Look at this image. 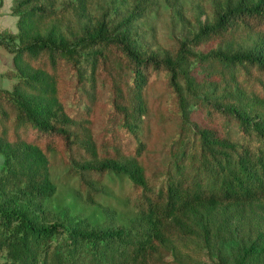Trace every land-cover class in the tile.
<instances>
[{
    "label": "trees",
    "instance_id": "16d2710c",
    "mask_svg": "<svg viewBox=\"0 0 264 264\" xmlns=\"http://www.w3.org/2000/svg\"><path fill=\"white\" fill-rule=\"evenodd\" d=\"M65 6L12 0L17 31L0 30L13 64L1 76L14 79L0 88V264H167L222 207L264 228V0L227 5L193 34L192 43L217 48L195 53L181 43L164 57L104 21L75 33ZM155 108L172 134L167 160L151 168L162 135L160 125L150 128ZM81 146L89 158L69 172L90 200L96 192L84 172L97 183L109 173L126 177L139 212L134 229L46 223L31 208L56 192L51 153L69 166ZM251 263L264 264V233L234 264Z\"/></svg>",
    "mask_w": 264,
    "mask_h": 264
},
{
    "label": "rangeland",
    "instance_id": "374dc122",
    "mask_svg": "<svg viewBox=\"0 0 264 264\" xmlns=\"http://www.w3.org/2000/svg\"><path fill=\"white\" fill-rule=\"evenodd\" d=\"M238 0H57V7L67 12L65 25L75 33L82 32L97 21H104L111 29L128 33L143 50L155 52L161 57L168 56L181 44L195 53H205L215 49L219 44L192 43V36L202 25L211 24L214 15L227 5L234 6ZM1 19V18H0ZM3 19V17H2ZM1 23H5L4 20ZM3 49L0 50V72L12 68ZM196 74L202 71L195 63ZM2 73V72H1ZM0 73V88L11 89L14 79L6 81ZM161 91L156 85L151 96L157 97ZM108 99V94L103 96ZM165 103L163 98L157 99ZM75 109L74 104H70ZM108 106V105H107ZM82 104L78 105V110ZM75 112V111H73ZM95 124L93 134L101 133L106 126L105 114ZM192 123L198 121L195 114L190 115ZM155 108L151 110L148 120L150 128L160 125L162 135L152 147L148 155L150 167L165 163L168 154L165 146L172 134L169 121L161 120ZM78 124V120H74ZM79 126L74 133L78 134ZM84 146L75 147L70 153V165H65L57 152L51 153V180L56 192L47 199H35L33 208L46 223H61L69 226L73 223L103 231L107 229H134L138 224L139 212L130 198V182L124 176L109 173L104 180L97 183L93 176L84 172L82 180L92 188L96 195L94 200L87 197L85 189L80 187V177L69 170H82L88 155ZM3 154L0 152V172ZM264 228L248 222H240L230 218L224 207L218 209L198 226L195 235L180 248L166 255L167 264H234L242 256L245 249L255 244ZM256 264V263H251Z\"/></svg>",
    "mask_w": 264,
    "mask_h": 264
},
{
    "label": "crops",
    "instance_id": "0c3cea01",
    "mask_svg": "<svg viewBox=\"0 0 264 264\" xmlns=\"http://www.w3.org/2000/svg\"><path fill=\"white\" fill-rule=\"evenodd\" d=\"M11 5H12V0H0V30H7L12 33H16L17 27H16V21L17 18L16 16L12 15L11 13ZM3 17V19H2ZM4 20V24L1 23V21ZM3 49L0 47V50ZM4 53H6L7 57L9 60H12V55L5 51L3 49ZM13 65V64H12ZM9 68V67H8ZM3 72V71H1ZM0 72V73H1ZM6 81L7 79L4 78Z\"/></svg>",
    "mask_w": 264,
    "mask_h": 264
}]
</instances>
